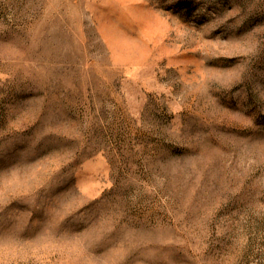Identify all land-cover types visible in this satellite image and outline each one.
I'll return each mask as SVG.
<instances>
[{"label":"rangeland","instance_id":"rangeland-1","mask_svg":"<svg viewBox=\"0 0 264 264\" xmlns=\"http://www.w3.org/2000/svg\"><path fill=\"white\" fill-rule=\"evenodd\" d=\"M0 264H264V0H0Z\"/></svg>","mask_w":264,"mask_h":264}]
</instances>
